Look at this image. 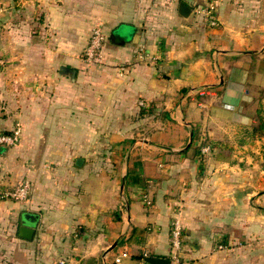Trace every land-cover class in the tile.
<instances>
[{
  "label": "crops",
  "instance_id": "0c3cea01",
  "mask_svg": "<svg viewBox=\"0 0 264 264\" xmlns=\"http://www.w3.org/2000/svg\"><path fill=\"white\" fill-rule=\"evenodd\" d=\"M206 2L0 0V131L22 129L0 146V264H173L176 217L184 261L264 264V137L245 135L264 108V0H220L217 27ZM205 136L232 162L198 155ZM23 181L27 201L1 198Z\"/></svg>",
  "mask_w": 264,
  "mask_h": 264
},
{
  "label": "built area",
  "instance_id": "2783aa9c",
  "mask_svg": "<svg viewBox=\"0 0 264 264\" xmlns=\"http://www.w3.org/2000/svg\"><path fill=\"white\" fill-rule=\"evenodd\" d=\"M220 0H207L205 5L198 8V14L202 15L211 27H217L220 24L218 17V7ZM106 34L102 27H95L92 29L90 39L86 49L84 50V61L89 66H101L105 62L104 45L106 41ZM22 139V129L17 125L9 133L0 131V146L14 147L17 146ZM210 147L203 148V153H209ZM32 186L29 181H23L17 186L3 191L1 198L13 199L18 202H25L31 194ZM146 204L150 205L151 202L146 200ZM183 223L180 217H176L172 222V250L173 254L171 260L173 264H191L189 261H184L182 258L183 249ZM223 248V245L220 246ZM130 254L127 250L123 251L115 258V264H122L125 258H129ZM59 264H67L66 260H61Z\"/></svg>",
  "mask_w": 264,
  "mask_h": 264
},
{
  "label": "trees",
  "instance_id": "16d2710c",
  "mask_svg": "<svg viewBox=\"0 0 264 264\" xmlns=\"http://www.w3.org/2000/svg\"><path fill=\"white\" fill-rule=\"evenodd\" d=\"M148 109L142 108L140 110V115L145 116L147 115ZM10 132V131H9ZM6 132V133H9ZM197 135V131H194V137ZM245 135L250 138H262L264 137V108L259 107L257 111V124L253 126L251 129H248L245 131ZM209 146L210 149L213 150V146L219 149V153L217 154V158L223 161L232 162L231 155L233 152V148H231L227 143L223 142H215L209 139L208 137H203L202 145L197 147V154L202 156L203 148ZM144 231H139L138 229H135L132 237H135L136 235L140 236L142 235ZM131 237V238H132ZM183 237V234H182Z\"/></svg>",
  "mask_w": 264,
  "mask_h": 264
},
{
  "label": "water",
  "instance_id": "95a60500",
  "mask_svg": "<svg viewBox=\"0 0 264 264\" xmlns=\"http://www.w3.org/2000/svg\"><path fill=\"white\" fill-rule=\"evenodd\" d=\"M192 9L190 7H188V5L181 3L180 7H179V13L181 14L182 17H184L185 19L189 18L192 15ZM60 73L61 75L67 76L71 79V81H75L76 79V70L75 69H71L68 67H61L60 69ZM83 162L82 158H78L77 159V164L81 165ZM26 219H30L32 220V222H35L34 216L33 215H25ZM35 233V229L31 228V227H26V226H22L20 227L19 230V236L24 238V239H32ZM170 261L168 260H164L161 258H154V257H149L146 258V264H169Z\"/></svg>",
  "mask_w": 264,
  "mask_h": 264
},
{
  "label": "rangeland",
  "instance_id": "374dc122",
  "mask_svg": "<svg viewBox=\"0 0 264 264\" xmlns=\"http://www.w3.org/2000/svg\"><path fill=\"white\" fill-rule=\"evenodd\" d=\"M84 53V52H83ZM84 57V54L82 55ZM262 89V88H261ZM261 89L259 90L260 92L264 93V90L261 91ZM108 148L106 147H96V156H101V155H104L108 150ZM101 165V164H100ZM98 165H96L97 167ZM102 166V165H101ZM104 166V165H103Z\"/></svg>",
  "mask_w": 264,
  "mask_h": 264
}]
</instances>
